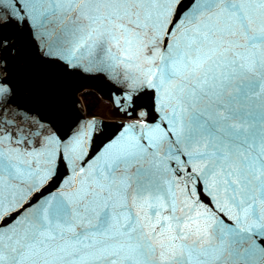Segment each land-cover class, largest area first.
Returning <instances> with one entry per match:
<instances>
[{"label":"snow or ice","instance_id":"1","mask_svg":"<svg viewBox=\"0 0 264 264\" xmlns=\"http://www.w3.org/2000/svg\"><path fill=\"white\" fill-rule=\"evenodd\" d=\"M76 78L136 121L90 154L94 120L59 134L20 100L75 107ZM257 262L264 0H0V264Z\"/></svg>","mask_w":264,"mask_h":264},{"label":"water","instance_id":"2","mask_svg":"<svg viewBox=\"0 0 264 264\" xmlns=\"http://www.w3.org/2000/svg\"><path fill=\"white\" fill-rule=\"evenodd\" d=\"M57 15H60V13L58 12ZM68 23L69 20L65 19L64 23L61 24L60 27L63 28L64 25ZM19 86L21 90V102L24 103L27 107L35 109L36 112L40 115L53 120L56 124L57 129L59 130V134H67L77 120H79L81 124L86 121L94 120L96 122V129L92 133L91 145L86 148V152L89 154L100 143L105 141L107 137L111 136L113 133L118 132V125L136 123L135 120H129L119 113L113 114L111 112L112 114L108 116H103L100 114H88L82 95L85 91L95 92L101 99L105 101L106 104L110 105V109L113 107L110 100L108 99L111 89L102 81L86 78L74 79V87L81 89V91L76 92L75 96L72 97V100H77L78 103L75 105V107H73L70 100L59 108H53L50 102L44 98V96L38 89L39 83L33 84L26 79H21ZM133 134L138 136L140 135V132L133 130ZM161 158H164L162 153ZM49 187H51V181H49L48 184L42 186L41 191H45V189ZM53 194H55V191H53ZM45 195H47V192H45ZM229 207L231 209V215H235L238 213V209L231 207L230 204ZM209 208L210 216L214 214L215 220L222 221L224 224L229 225L233 228L237 227L236 221L230 220L224 212L219 211L218 209H211L210 206ZM198 223L201 225H204L205 223L210 225V233L215 227L214 221L211 218L199 220Z\"/></svg>","mask_w":264,"mask_h":264},{"label":"trees","instance_id":"3","mask_svg":"<svg viewBox=\"0 0 264 264\" xmlns=\"http://www.w3.org/2000/svg\"><path fill=\"white\" fill-rule=\"evenodd\" d=\"M82 95H83V99H84L88 114H90V115L99 114L98 113L99 107H100L101 103H103V102L105 103V101L103 99H101L98 96V94H96L93 91H85V92H83Z\"/></svg>","mask_w":264,"mask_h":264},{"label":"rangeland","instance_id":"4","mask_svg":"<svg viewBox=\"0 0 264 264\" xmlns=\"http://www.w3.org/2000/svg\"><path fill=\"white\" fill-rule=\"evenodd\" d=\"M98 113L100 115H103L104 114L105 116H108V115L112 114L111 111H110V105H108V104H106L104 102L101 103V105L99 107V110H98Z\"/></svg>","mask_w":264,"mask_h":264}]
</instances>
